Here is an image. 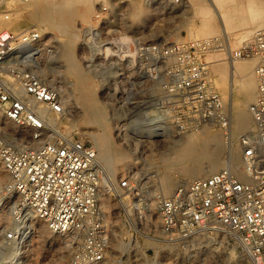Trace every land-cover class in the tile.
Segmentation results:
<instances>
[{"label":"built area","instance_id":"obj_1","mask_svg":"<svg viewBox=\"0 0 264 264\" xmlns=\"http://www.w3.org/2000/svg\"><path fill=\"white\" fill-rule=\"evenodd\" d=\"M144 1L162 10L183 5L182 0ZM80 28L78 58L97 78H107L99 86L101 96L108 108L122 111L125 121L142 110L154 119L158 113L167 114L175 102L180 112H170L169 117L177 129L192 132L211 124L228 134L224 144L230 147L217 170L192 178L158 200L161 231L168 237L187 238L221 229L252 264H264V26L255 31L252 42L233 52L257 58L249 126L235 140L227 105L201 57L213 43L164 42L143 39L137 31L126 33L116 22L115 11L102 2ZM51 52L33 24L17 31L0 30V113L23 131L0 125V161L9 173L6 191L13 197L15 218L4 239L20 246L33 212L61 236L71 264H97L105 258L110 238L98 196L101 164L90 141L65 136L58 125L64 106L41 68ZM123 130L128 139L136 137L134 129L128 133L123 128L124 134ZM143 134L157 137L152 131ZM117 185L122 195L133 193L128 177ZM134 218L142 222L146 215L137 209Z\"/></svg>","mask_w":264,"mask_h":264},{"label":"rangeland","instance_id":"obj_2","mask_svg":"<svg viewBox=\"0 0 264 264\" xmlns=\"http://www.w3.org/2000/svg\"><path fill=\"white\" fill-rule=\"evenodd\" d=\"M101 2L106 3L112 10L115 11L116 22L120 24V29H123L126 33L136 32V29L133 26L130 27L125 25L134 22L132 17L128 14L130 8L129 0H91L88 4H85L83 1H76L72 5L74 16L71 19V26L79 33V39L76 41L74 48V56L82 69H86L85 65L77 55L78 43L82 34L80 26H85L90 22L94 6ZM4 3H6V5ZM27 3H30V0H20L18 5L15 0L1 1L0 13H3L4 11L6 13L10 12L8 18L3 16L5 12L1 14L2 19L4 20L3 23L5 25H9L16 22L17 24H21L20 28L31 24L33 21H31L30 18H24L23 20L17 18V20L12 14L13 9L18 10ZM113 4H116L118 9H115L116 5L114 6ZM184 4H186V2H183V5L179 8L162 10L149 7L145 4L144 0H140V11L146 14V20L144 21L145 24L143 23L141 29L143 28V30H147L151 27L153 30L150 34L141 33V37L143 39L162 40L164 42L191 41L192 37L189 36L188 28H186L187 23H189L187 15L190 12V6L186 7ZM191 22H196V19L193 18ZM216 26H218L217 21ZM263 26L264 24L260 27ZM40 31L42 32L45 40H47L48 44L58 42L60 39L59 37H61L58 35L59 33L56 28L43 27ZM234 36L235 31H232L228 35V39L233 41L235 38ZM198 37L200 40L204 38L199 35ZM219 37V41L214 42L211 47L206 48V50L201 53V57L208 62V73L210 79L227 105V109L229 111L227 101L228 81H226L227 85L225 84L226 86L224 87V91H222V89L220 91L219 86L217 87L214 83L213 78L215 75L210 66V61L204 58V53L209 51V49L214 48V46L216 48L224 46L223 37L221 35H219ZM253 38L254 36L250 39L251 41L247 40L240 44L236 43L233 47L232 55L234 50H239L243 46L249 44L252 42ZM52 51H54L53 46ZM234 57L244 60L252 59L253 64L251 66V71L257 62V58L255 56L246 58L238 56ZM58 59L59 60H57V62L62 64L59 67L64 70L63 61L60 58ZM64 78L66 80L62 79L60 83L63 84L65 89L68 91L70 89V92L72 93V85L69 83L67 77ZM254 79L256 88L257 80L255 75ZM98 84L99 82L96 83L95 88L96 96L101 95ZM230 84L235 90L233 91L235 101L234 109H232L234 110L232 111L233 115H231L230 111V116L234 117L232 118V130L234 129L233 126L235 124L238 126L232 133L233 139L235 140L237 135L244 131L247 124L250 122L247 105L251 100L248 98L250 93L240 89L239 84H236L235 80H231ZM70 101L74 107L73 109L77 110L78 113H81V108L77 106L76 99L73 95ZM103 105L107 112V116L109 117L110 110L112 111V108L107 107L106 101H104ZM171 106L172 108L167 109L169 112L166 110L167 114L164 113L163 115H168L166 117L172 128L171 133L174 137H176V139L165 140L166 142L162 144V147L159 144L160 142L158 138L148 139L143 137V133L141 135L136 133V137L132 136L128 139V136L125 133L127 137L119 139L116 137L115 133L113 134V129L111 130L114 144L120 149L125 150L129 155V164L126 166L122 162L116 163L112 177L105 174L102 165L100 167V177L102 182L99 196L101 201L99 202L102 210L105 211L107 216V224L110 231V242L105 258L102 262L97 264H252L248 255L240 248L227 231L214 228L210 231L205 230L200 233H196L187 238L168 237L161 231L159 215L157 212L158 200L162 197L170 196L176 190L177 186L187 183L188 180L197 176L205 175L208 171L219 168L223 162L226 151L230 147L224 144L221 138L222 131L217 127L211 124L207 126H200L195 132L200 133L203 137H206L205 140H201L203 141L202 143L205 147L201 156H193L189 161V167H179L178 165H173L171 167L166 166L165 160L159 157V150L164 148L168 151V149L179 146L181 139H185L186 133L190 132H185V130L183 131V129H177L175 127L173 122L170 120L169 114L170 112L179 113L180 107H178L175 102ZM115 111L121 115L122 111L120 109L117 110L115 108ZM144 111L145 110H142L144 117L152 124V121L147 118V113ZM161 115V113L156 115L155 119L157 124L161 122V120H158V118L161 119ZM164 124L165 123H161V125H159V131L162 132L166 129L167 126ZM58 125L65 136H74L75 138L81 137L85 141H90L93 144V140L89 135V130H91L94 126L82 123L81 117L76 119L73 114H70V112H65L62 114L61 122H59ZM125 128L128 133H130L133 129L130 128L128 124ZM161 128H163V130ZM177 131L181 133L182 136L176 134ZM124 176L128 177L134 184L133 193L128 194L129 196L122 195L117 188L119 179ZM8 180L9 173L0 161V264H71L69 260V251L67 250L61 236L52 233L47 228L44 221L40 218H38V221L44 223L48 229L47 233L40 234L37 226H34L30 222L31 216H29L25 225L27 233L23 238V241L20 243V246L15 243L8 245L5 242L4 232L8 231L10 227H13L15 221L11 210L13 197H10L6 191V183ZM113 182H115L116 187ZM105 198L109 203H111L110 206L103 201ZM137 200L139 205H134V202ZM153 200L156 201L153 202ZM137 209H140L141 212L145 213L146 220L138 222V220L134 218V214ZM149 209H153L158 215L156 219L151 218V220H149ZM147 234L153 235L154 239H151ZM121 244L122 246L120 247ZM13 250H15L16 255L13 254Z\"/></svg>","mask_w":264,"mask_h":264},{"label":"bare ground","instance_id":"obj_3","mask_svg":"<svg viewBox=\"0 0 264 264\" xmlns=\"http://www.w3.org/2000/svg\"><path fill=\"white\" fill-rule=\"evenodd\" d=\"M76 1H83L85 4L91 2V0H30V3L23 5L18 10L13 9L12 14L16 19L18 18L23 20L24 18H30L31 21H33L31 24L40 29H43V27H45L56 28L58 30V35L61 37H59L60 39L58 40V42L50 43L51 47L53 46L54 51L44 57L41 68L43 69L45 76L51 82H53L54 86L57 88L65 112H70V114H73L74 118L76 119H79V117H81L82 123H87L94 126L93 128H91V130H88L89 135L93 140V145L97 150V158L102 165L105 174L109 175V177H112V173L116 163L122 162L126 166L129 164V155L125 150L120 149L113 142L111 132L112 129L113 134L115 133L116 137H118L119 135V137H122L123 139L127 136L124 130L123 134L122 129H126L125 127L127 124L130 126V128H133L134 131L140 135L142 133L148 134L150 131H152L153 133L157 134L156 138H158L161 147L162 144L166 142L165 140H174L176 139V137H174L171 133L172 128L169 124L170 122H168L166 115L163 114L161 115V119L158 118V120H161V122L158 124L155 119L156 117L154 119H151V124L144 117L142 111H136L125 121V119H123L122 117V112L120 115L117 111H115L114 107L112 108L110 106L112 108V111L110 110V116H107V112L103 105L104 101L106 100L101 95H97L99 97L98 98L95 92L96 83L99 82V86L103 85L107 79L97 78L96 75L89 71L86 67V69H82L76 57L74 56L76 41L79 39V33L71 26V19L74 16L72 5ZM182 1L186 2V4H184L186 5V7L190 6V12L187 15V17L189 18V23H187V27H185L188 28L189 36L192 37L191 40H200V38L198 37L199 35L204 37L202 40L209 41L210 43L212 42L214 44V42L219 41V35L223 37L224 46L220 48H216L214 46V48L209 49V51H206V53H204V58L210 61V66L215 75L213 80L217 87L219 86L220 91L221 89L222 91H224V87L228 83V112L230 114L231 111V115H233L232 111L234 110L232 109H234L235 104L233 91L235 90L230 84L231 80H235V83L239 84L240 89L250 93V96L248 97L249 100H252L256 94L253 69L251 71L253 60H244L234 57L232 55L233 47L236 43L240 44L252 39L258 27L264 24V0ZM15 2L18 5V3H20V0H15ZM139 3L140 0H129L130 8L128 14L132 17L134 22L125 25L130 27L133 26L138 33L150 34L153 31L151 27L147 30H143V28L141 29L144 21L146 20V14L140 11ZM4 4L6 5V3ZM115 9H118L117 5L115 6ZM3 13H0V30L2 28H5L6 30L11 29L14 31L21 29V24H17L16 22H14L13 24L11 23L9 25H5L3 23L4 20L1 16V14ZM193 18L196 19V22L194 23L191 22ZM216 21L218 22V26H216ZM232 31H235V38L233 41H230L228 39V35ZM58 58L63 61V65L65 68L64 70L59 67L62 64L57 62V60H59ZM64 77L68 78L69 83L73 87L72 90L74 93H71L70 89L69 91L65 89L63 84L60 83L62 79H65ZM226 81L228 82L226 83ZM72 95L76 99L77 106L81 108V113H78L77 110L73 109L74 107L70 101ZM230 117L232 121V118L234 117ZM120 120L124 122L121 121L120 123ZM161 123H165L164 125L167 126L164 130L163 128H161L163 130L162 132L159 131V125H161ZM0 125L4 127H10L15 131L23 133L22 129L20 130L18 126L3 117L1 113ZM248 126L249 124H247L246 128ZM233 127L234 129L231 131V133H233L235 128L238 126H236L235 124ZM195 131L186 133L185 139H181V143L179 146L168 149V151L164 148L159 150V157L165 160L166 166L171 167L173 165H178L179 167H189V161L193 156H201L202 151L205 149L202 143L203 141L201 140H205L206 137H203L202 135H200V133H196ZM179 132L177 131L176 134L182 136ZM221 138L225 143V139L226 141H228V134L222 133ZM226 145L228 146L227 142ZM217 169L218 168L210 170L207 172V174ZM207 174L205 173V175ZM113 184H115V182H113ZM98 194V196H100V190ZM99 200L101 201V198ZM103 201L107 203L108 206H110L111 203H109L106 198ZM155 201L156 200H153V202ZM137 204L139 205L138 200L134 202V205ZM148 215L150 217L149 220H151V218L156 219L158 217L153 209H149ZM30 216V222L34 226H37L40 234L47 233L48 229L46 228L44 223L38 221L39 217H37L33 212H30ZM147 235L151 239H154L153 235ZM121 246L122 244L120 245V247ZM13 254L16 255L15 250H13Z\"/></svg>","mask_w":264,"mask_h":264}]
</instances>
